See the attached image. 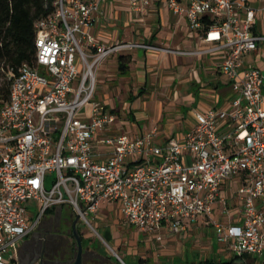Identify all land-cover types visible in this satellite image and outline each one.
Instances as JSON below:
<instances>
[{"label":"built area","instance_id":"built-area-1","mask_svg":"<svg viewBox=\"0 0 264 264\" xmlns=\"http://www.w3.org/2000/svg\"><path fill=\"white\" fill-rule=\"evenodd\" d=\"M150 4L130 0L136 11ZM167 4L192 31L206 28L203 40L229 49L221 71L237 97L229 108L196 113L181 140L157 145L156 130L111 135L116 117L95 100L96 75L122 45L98 44L87 32L100 0H57L56 12L36 23V66L8 72L10 93L0 94V264H22L21 245L58 206L102 238L94 217L104 203L116 204L126 225L158 237L167 228L186 232L202 217L234 257L264 256V73L244 63L264 42L253 32L255 9L250 0ZM48 173L57 177L50 190ZM238 177L246 178L236 193L242 224H232L221 189ZM33 200L41 212L35 221L27 208ZM218 202L226 226L211 220Z\"/></svg>","mask_w":264,"mask_h":264},{"label":"crops","instance_id":"crops-1","mask_svg":"<svg viewBox=\"0 0 264 264\" xmlns=\"http://www.w3.org/2000/svg\"><path fill=\"white\" fill-rule=\"evenodd\" d=\"M150 1L149 6L136 11L130 0H100L98 17L87 32L98 44L122 45L99 66L96 75L95 100L100 98L98 101L116 117L110 134L136 138L156 130L155 143L162 145L173 138L181 140L196 123V113L229 108L237 94L221 71L229 49L203 40L206 28L192 31L186 15L174 13L167 0ZM181 5L186 7L187 3ZM250 5L256 12L253 32L264 36V0H250ZM239 16L244 20L246 13ZM86 50L92 51L87 46ZM244 63L264 73V42L244 58ZM101 151L111 149L102 147ZM245 179L228 180L221 189V198L229 202L232 224H242L236 193ZM224 208L222 202L215 205L222 214ZM204 219L190 224L186 232L177 234L167 228L158 237L126 225L116 204L104 203L94 224L127 256L133 242L129 240L134 237L139 247L142 243L154 249V258L161 264H198L206 259L220 260L203 244L201 231L209 226ZM83 235L87 247L89 234ZM137 253L133 263L146 264L143 258H135Z\"/></svg>","mask_w":264,"mask_h":264},{"label":"trees","instance_id":"trees-1","mask_svg":"<svg viewBox=\"0 0 264 264\" xmlns=\"http://www.w3.org/2000/svg\"><path fill=\"white\" fill-rule=\"evenodd\" d=\"M57 0H0V94L5 98L10 93L11 82L8 72L18 73L24 64L36 66V23L42 18L56 12ZM204 23L209 26L212 22L205 18ZM56 208L47 211L54 212ZM74 226V224H73ZM83 246L84 235L78 228ZM66 243L62 235H52L50 248L45 254L44 262L47 264H71L78 253V244ZM88 247V246H87ZM92 257L84 252V264ZM238 257L231 261L206 259L198 264H236ZM142 263H144L142 261Z\"/></svg>","mask_w":264,"mask_h":264},{"label":"rangeland","instance_id":"rangeland-1","mask_svg":"<svg viewBox=\"0 0 264 264\" xmlns=\"http://www.w3.org/2000/svg\"><path fill=\"white\" fill-rule=\"evenodd\" d=\"M42 73H46L42 71ZM100 98L97 99V101ZM56 174L48 173L46 180V188L50 190L54 183L56 182ZM28 212L31 215V218L35 221L38 216L41 214L40 209L36 201H30L28 206ZM232 217V216H231ZM77 215L74 214L72 209L69 206L64 207H56L54 212L50 211L45 214L42 218L39 227L36 231L29 236L27 239H31L33 242H38L44 240V237H52V235H62L64 236L62 239L68 243L72 244L74 242V237L72 235V228L74 222L77 220ZM207 221V219H204ZM211 220L214 224H220L226 226L228 220H230L229 216H223L220 210H215L212 215ZM78 228L81 229L82 233L89 234L87 243L89 242L88 247H84V252L90 255L92 258L87 261L88 264H123L120 259H122L126 264H134L133 258L135 253L137 255L135 258L140 257L146 260V264H161L157 257L154 258L153 251L154 249L145 248V244L140 243V247L138 244L134 243L133 240H129L132 242L128 247L131 250V255L127 256L124 252H120L117 248L114 247L112 243L108 242V239L105 238L102 229L98 228V232L102 236L100 238L93 231H91L87 225L83 221H79ZM201 237L203 240V244L208 246L210 254L214 255V257H219L220 260L223 261H231L234 259V255L227 252L226 248L222 246L217 239L216 230L214 226L210 225L204 227L201 231ZM143 239V236L141 237ZM139 240V239H138ZM127 247V248H128ZM126 248V249H127ZM99 251L105 256L99 254ZM210 256H206L208 258ZM120 258V259H119ZM155 260V261H154ZM34 261V260H33ZM139 264V263H136ZM236 264H264V256L258 257H246L241 258L236 261Z\"/></svg>","mask_w":264,"mask_h":264},{"label":"flooded vegetation","instance_id":"flooded-vegetation-1","mask_svg":"<svg viewBox=\"0 0 264 264\" xmlns=\"http://www.w3.org/2000/svg\"><path fill=\"white\" fill-rule=\"evenodd\" d=\"M50 238L46 236L42 242H33L31 239H25L20 248V260L22 264H32L37 260L44 262L45 254L50 248Z\"/></svg>","mask_w":264,"mask_h":264},{"label":"water","instance_id":"water-1","mask_svg":"<svg viewBox=\"0 0 264 264\" xmlns=\"http://www.w3.org/2000/svg\"><path fill=\"white\" fill-rule=\"evenodd\" d=\"M79 221H80V219L77 218V220L74 222V226H73L74 236H75V238L77 240V244H78V253H77V257H76L75 261L71 264H84V246H83L82 239H81L79 232H78ZM120 261L123 264H126L122 259H120ZM23 264H28V263H23ZM32 264H47V263L37 260V261L33 262Z\"/></svg>","mask_w":264,"mask_h":264}]
</instances>
